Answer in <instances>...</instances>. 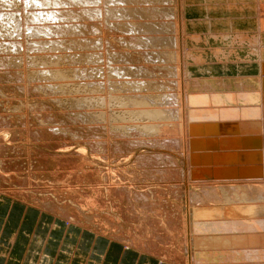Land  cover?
<instances>
[{"label": "bare ground", "instance_id": "obj_1", "mask_svg": "<svg viewBox=\"0 0 264 264\" xmlns=\"http://www.w3.org/2000/svg\"><path fill=\"white\" fill-rule=\"evenodd\" d=\"M2 1L3 3L6 1L7 4L11 0ZM22 1L25 2L26 7L29 6L27 7V23H21L20 17H14L13 11H9L8 14L3 13L2 10L0 21L3 22L5 19L4 24L9 30L8 35L12 34L11 28L17 36L31 35L33 39L29 42L30 45L26 46L28 50L36 51V59L29 57L27 60L30 61L29 64L34 65L37 64L38 59V61L42 59V63L38 64H41L43 69L39 66L37 68L40 79L45 77L44 79L54 82L53 86L52 83L49 84L54 92L61 90L68 92L67 94L71 91L78 92L76 106L82 110L75 112L77 116L84 121L110 123V126L107 125L111 129L110 134L115 135L113 137L120 139L121 142L120 144L115 142L119 147H116L119 153L132 154L138 148H144L151 153L135 155L138 163L145 159V155L166 166L167 163H171L169 168L165 167L169 169L170 176L165 181L167 187L173 188L172 193L168 190L171 195L181 201L182 217L179 218L175 227L182 244L179 245L178 250L173 248V239L178 237H174L172 232L166 236L160 233V230L142 231L144 220H150L149 225L153 223L152 220L161 225L160 215H158L161 213L158 210L161 201L159 203L156 201L158 198L156 199L154 188H152L154 186L148 180V183L144 181L134 185L137 189L142 186L146 191L141 189V192L134 193L135 204L122 209L130 210L129 213L124 214V211H121L122 218L115 220L112 218L114 213H111V216L108 215L110 218L100 224L94 221L93 217L90 220L88 216L82 219L75 215L77 213L69 216L66 209L55 210L46 203L14 196L15 194L10 191L0 193V201L6 197L24 201L54 215L68 226H80L82 229L94 231L97 237L111 240L110 243L118 245L119 249H136L149 255L154 259L152 264H264V0H68L67 2L76 3V5L77 3H81L82 6L87 5L88 8L81 9V14L84 13L91 19L99 21V25H104L106 29H111L114 33L115 30L118 32L115 33L117 35H110L109 40L107 36L102 35V31L97 27L99 25H89L92 38L90 41H88L89 38L87 41L84 39V44L76 40L78 45L76 44L75 47L83 48L82 46L86 44L84 47H91V51L89 50L90 53L87 55L79 53L75 56L67 55L68 49V53H56L67 47L73 48L70 42V46L66 47L60 36L59 41L49 38L51 35L66 34L70 26L72 28L69 33L73 35L74 23L72 25L69 23L70 28L59 24V20L76 15L72 14L70 9L69 12L64 9L63 6L67 4L65 0ZM55 20L58 23H52ZM83 26L82 28H86ZM76 30L74 33L77 32ZM11 43L15 48L21 46H18V42L15 41ZM66 44H68L67 41ZM49 48L56 54L37 55V51L46 53L44 50L50 51ZM117 49L122 50L117 52ZM81 60L90 61L91 66L89 67L87 62L88 67L83 68L84 65L79 69L69 67L73 62L76 65ZM69 62L72 63L69 64ZM81 63L84 62L81 61ZM88 76L91 77L92 82L89 84L79 82L82 77ZM100 105L107 107L109 112L105 108L100 111L90 109ZM110 113H118V117L109 118ZM36 118L45 124L49 122L46 116ZM2 121H4L3 118ZM54 129L59 130L53 127ZM71 134V138H74V134ZM218 137L220 139L216 141ZM214 142L239 149L226 152L191 149V146H207ZM97 144L100 146L99 143ZM130 148H132L131 151H129ZM164 149H168L170 153L164 152ZM177 150H181L183 156L186 155L185 177H183V171H179L180 168L177 169L178 162L172 156ZM219 162L221 164L247 163L249 165L243 168V171H246L248 175L251 172L253 174L246 175L245 179H242L243 177L223 180L208 178L209 174L216 172L214 165ZM200 164H212L206 167L210 170L209 174L201 169ZM108 170L104 171L107 173ZM216 170L221 172L218 168ZM97 172L95 170L96 174ZM254 174L256 176H253ZM121 178L119 177V180ZM108 190L121 198L129 199L131 195L125 184L112 183L106 187L105 191ZM145 192L146 194L148 192L149 196H146ZM93 193L95 194V191ZM98 194L96 193V196ZM109 195L110 197L107 195L108 201L112 196ZM105 196L104 199L107 198ZM111 200L114 201L112 198ZM164 202L166 203L165 200ZM78 203L80 205V202ZM165 203L161 207L163 211ZM116 204L115 202L112 205ZM139 205L142 206L143 211L138 208ZM100 210L102 211V208ZM77 212H80L79 209ZM80 214L82 216V212ZM156 215L159 218H155ZM239 244L246 246L241 247ZM253 245L256 247L254 248Z\"/></svg>", "mask_w": 264, "mask_h": 264}, {"label": "rangeland", "instance_id": "obj_2", "mask_svg": "<svg viewBox=\"0 0 264 264\" xmlns=\"http://www.w3.org/2000/svg\"><path fill=\"white\" fill-rule=\"evenodd\" d=\"M11 1H12V3H11ZM11 1H10V3L6 4V1H4V3H3V1L0 0V11L2 10L3 13H8L9 11H11V12L13 11L14 17H16V18L20 17L19 19H21V23L22 22L24 24L27 23V21H26V20H28V17H27L28 8L27 7H29V6L26 7L25 2H23L22 0H17V1L11 0ZM67 1L68 0H65V2L67 4L66 5L63 4L65 6H63V5L62 6L64 7L65 10L67 9L66 11L69 12V9H70V12L72 11L73 13L72 12L71 13L76 14V15L75 16L73 15L72 18L67 17V18H63L64 20L63 19L59 20L60 21L59 24L60 25L63 24V26L66 25V26H68V28H70V27L72 28V26H70V25H72L74 23L73 24L74 32L77 29L76 31L79 33H77V32L74 33L72 31L73 35H70V33H71V31H70L71 28H70L67 31L68 33L70 32L69 34H67V32H66V34L64 33L62 36H61V34L60 35L56 34L55 36L54 35L49 36V38L50 39L52 38V40L55 39V40L59 41L58 39L61 37L60 39L63 38L62 40H64L63 43L66 47H67V45H69V42H70V45L73 46V48L67 47V48L63 49L64 51L58 50V52L56 51L57 54L58 53L63 54V52L68 53V51H67V49H68L69 53L67 55L71 54L73 56V54H74V56H75V55H78L79 53L80 54L83 53V54L87 55L88 53H90L91 47L85 48L84 47L86 45L85 44L84 46H82L84 48V50H82L83 48H80V47L78 48V46L75 47L77 44L75 41L80 40L83 43V40L85 39L87 41L88 38H89L88 41H90V38H92L93 35L90 32L89 25H99L98 23H100V22L97 20L91 19L89 16L85 15L84 13H83L84 15L81 14L82 12L80 13V11H82L81 9H83V7L85 9L88 8L87 5L82 6L81 3H80L81 5L78 3L76 5V3H70ZM65 2H63V3H65ZM36 7L37 6H35V8ZM35 8H33V9H35ZM74 9H76V10H74ZM77 9H79V10H77ZM72 14H71V16H72ZM74 17H75V19L73 20ZM71 19H72V21H71ZM4 22H6L5 19L3 22L0 21V159H1L0 164H2V165H0V174H1L0 175V193H2L4 191H6V193H7L10 191L11 193L13 192V194H15L14 196H18L20 198L21 197L22 198H29V200H35L38 203H46L49 207H53L55 210L56 209L57 210L66 209V210H68V212H70V213L66 212L67 214H69V216H73L72 213H74V214L77 213L75 215H78L79 218H82V219H84L85 216H88L87 218L89 220L91 217H93L94 219L93 218H91V219H93L94 221L96 220L98 222V224H100V223H102V221L105 222L107 220V218H110V216L113 213H114V217H112V218L114 220L122 218L120 213H121V211L125 210V209L124 210H122V209L123 208L127 209L128 206H132V204H135L134 199H133L134 193L141 192V191H143V189L146 191V189L144 187L140 186L141 188L137 189V188H135L134 185H137L140 182L142 183L144 181L146 183L149 182L152 184V186H154L152 188H154L156 199L158 198L156 201L158 203L161 201V203H160L161 205L159 206L160 208L158 209L161 211V213L158 214V215H160L161 225H158L157 221H155V220H152L153 223L151 222V224L149 225L148 222L150 220H144V222L142 221V227L144 228L142 231H145L146 229H150V230L155 229L156 231L160 230L159 232L164 233L163 235H166V236L168 233L172 232L171 234L174 237L175 236L178 237V238L173 239L174 244L172 243L173 244L172 246H173V248H176L178 250L179 249L178 247L180 244H182V242H180V240H181L180 236H178L176 234L177 228L175 226L177 225V221L179 220V218L182 217V213H180L181 212V209H180L181 201L178 200V198L171 195V193L173 192V188L167 187L166 186L167 182L165 181L166 178L170 177L169 173H168V170H169L168 166H170L171 163H167V166H166V165H163L164 163L155 162L154 159H151L150 157H148L146 155H145V159L142 160L141 163H138V161H136L135 159L137 158L136 156H138L139 153H151L150 150L144 149V148H138L132 154H130V152L128 154H127V152H122V154H121V152L119 153V151H118L119 147L117 146V144H115V142H117L118 144H120L121 142H120V139L113 137L115 135L112 136L110 134V132H111V129L109 127L110 123L102 121V122H100L101 124H99L96 121H88V120L84 121L83 119L80 118V116L78 117L75 112L82 110V109H80V107L76 106L77 103L75 101L76 98H79L78 97L79 93L78 92L76 93V91L75 92L71 91L69 94H67L68 92L65 93L63 90H61L63 92H61V91H55L54 92L53 88H51V85H49L52 83V86H53L54 82L50 81L49 79H44L45 77L40 79V77L37 75L38 70H39L37 68L41 67V64L39 65L38 63H42L41 62L42 59L40 61H38L39 59L37 60L36 63L38 65L37 64H34V65L29 64L30 61L28 62V60H27V59H29V57L33 60L36 59V51L28 50L29 48H27L28 46H26L27 44H29L30 41H32L33 38L30 37L31 35L30 36L29 35L17 36L14 34V29H12V28H11L12 34L8 35L7 31H9V30H8V28H5L7 25H5ZM30 23L31 22H29V24ZM52 23H58V22L55 20V21H52ZM69 23H70V25H69ZM76 23L78 25H76ZM81 24L84 25L83 27H86V28H82ZM101 25H99L97 27L100 28V31H102V35L107 36V38L109 40L111 39L110 35H117V34H115V33H118L116 30L114 33L113 30L106 29V27H104V25H102V26ZM12 30H13V32H12ZM80 31H81V33H80ZM77 34H80V35L78 36ZM72 36H74V37H72ZM22 37H23V39H22ZM54 37H56V38H54ZM83 37H85V38H83ZM44 39H47V38H44ZM19 40L21 42H19ZM11 41L18 42V46L21 45L20 47H22V48L20 49V47L19 48L12 47ZM66 41L68 44H66ZM8 42H9V44H8ZM21 43H23V44H21ZM121 50L122 49H117V52H121ZM44 51L46 53H44L43 51L42 52L37 51V55L42 54L40 56H53L56 54V53H54L55 51L53 52V49H50V51H52L53 53L50 52L48 49H46ZM77 51H78V53H77ZM111 51L115 52L114 50H111ZM73 52H75L76 54ZM32 55L33 56L35 55V57L33 58ZM81 61L86 63V64L81 63ZM81 61H79L80 63L79 62L76 63V65H78V63L80 64L77 67L74 64L75 62H73V63L69 62V64L70 63L74 64L73 66H72V64H70V65L68 64V65H69V67L71 66L73 68L79 69V68H81L82 65H84V66H82L84 68V67H88V64L91 63L90 61L89 62L87 61L88 64H87V62H85L83 60H81ZM33 66H34V68H32ZM90 66H91V64H89V67ZM31 69L32 70L34 69V70L32 71ZM41 69H43V68L41 67ZM38 74H40V73H38ZM90 78H89V76L86 78L82 77L81 78L82 80L79 82L80 83L86 82L87 84H89L90 82H92V80ZM88 80H89V82H87ZM49 87H50V89H49ZM73 92L75 94H73ZM62 93H64V94H62ZM80 95H82V94H80ZM58 99H59V102H57ZM100 106H101V108H100ZM100 106H98V107L95 106V108L91 107L90 109L100 111V110H103L105 108L104 105H100ZM85 108H89V107H85ZM106 110H108V109H106ZM108 112H109V110H108ZM35 114H36V116H35ZM75 114L77 117L75 116ZM111 114L112 113H110V115ZM113 114H115V115L113 116ZM113 114L111 115V117H110V115H108L109 118H112L115 116H116L115 118L118 117V115H117L118 113L117 114L113 113ZM49 115H51V117ZM45 116H46V119L51 123L48 122V124L47 123L45 124V123L40 122V120L38 118H36V117L45 118ZM1 117L3 118L4 121H2ZM5 119H7V120H5ZM109 121H111V120H109ZM123 121H125V120L123 119ZM2 124H4V125H2ZM97 125H98V127H97ZM107 125H109V126H107ZM53 127L58 128L59 129L58 131H60V133H62V134H60L57 131V129L53 130ZM55 131H57V132H55ZM64 131H65V133H64ZM68 131H70V133H68ZM52 132H53V134H52ZM71 133L74 134V138L72 137L73 139L71 138V136H72ZM90 136H92L93 138ZM97 136H98V138H96ZM90 141H92V143ZM87 143H89V144H87ZM94 143H96V144H94ZM97 143H99L100 146H98ZM96 146L98 147V149ZM101 146H103V147L101 148ZM116 147H118V148H116ZM89 148H90V150H89ZM99 148H101V149H99ZM123 150H126V149H123ZM131 150H132V148L129 149V151H131ZM164 150H165L164 152L170 153V151H168V149H164ZM181 150H179V151L177 150V152H173L174 155L172 154V156H173V159L178 162L177 169L180 168L178 170L183 171V177H185L184 171H185L186 155L183 156V152ZM155 151H158V150H155ZM189 151H190V149H189ZM109 152H110V154H109ZM161 153L164 154L163 152H161ZM117 155H119V156H117ZM124 155L125 156L129 155V156H127L128 158L127 157L125 158ZM104 157H106L107 159L106 158L104 159ZM124 158H125V161H124ZM102 160H104V161L106 160V161L104 162ZM67 161H68V163H67ZM99 164L102 165V167H99L100 166ZM137 164H138V166H137ZM160 165H162L163 167ZM133 166H135V167H133ZM165 167H168V168H165ZM123 168H124V170H123ZM18 169H20V170H18ZM111 169H112V172H110ZM158 169H159V171H158ZM91 170H92L93 174H92ZM95 170L98 171L97 174H99L101 178L99 177V175H97L95 173ZM104 170L105 171L108 170L107 173ZM163 170H166V171L163 172ZM79 171H80V174H79ZM89 171L91 172V174ZM135 171H136V173H135ZM146 171H147V173H146ZM76 173H77V175H76ZM124 175H127V176L125 177ZM132 175H133V177H132ZM134 175H137V176H134ZM92 176H93V178H92ZM117 176H118V178H116ZM128 176L131 178H129ZM150 176L152 178L153 177L154 178L151 179ZM165 176H167V177H165ZM119 177H122L121 178L122 180L120 179L121 181L119 180ZM73 178H75V179H73ZM109 179H111V180H109ZM94 180H95V182H94ZM124 180H126V182ZM147 180H148V182H147ZM221 180H223V179H221ZM99 181H101L103 184L100 183ZM132 181H134V182H132ZM111 182L112 183H118L121 185L125 184V186L127 187V190H129L128 192L129 193L131 192L130 198L129 199L128 198L126 199L125 197L121 198V197H119L118 194H115L114 192H110L109 190L105 191L106 187L108 185L109 186L112 185ZM99 185L100 186L102 185V186L100 187ZM132 186H134V187H132ZM92 189H93V191H92ZM19 190H20V192H19ZM94 191H95V194L93 193ZM160 191H162V192H160ZM69 192H71V193H69ZM84 192H86V193H84ZM98 192H102V194H98ZM105 192L109 197H110L109 194L112 195L111 198L117 203L115 206H113L115 202L112 201L111 198H110L111 203H110V201H108L109 198L107 197ZM20 193H21V195H20ZM24 193H26V194H24ZM83 193H84V195H83ZM96 193L98 194L97 196H96ZM147 194L145 192V195L149 196L148 192H147ZM159 194H160V196H159ZM161 194H162V196H161ZM99 195L103 197L102 198L103 200L106 199L107 201L106 200L103 201ZM98 196H99V199H98ZM104 196L107 198L104 199ZM115 197H117V199ZM40 198L43 199L44 201L41 200ZM70 198H71V200H70ZM86 198H87V201H86ZM173 198H175V199H173ZM56 199H57V201H56ZM122 199L124 201H122ZM118 200H119V202H117ZM131 200H132V202H131ZM164 200L166 201V203L164 202ZM48 201H50V202H48ZM22 202L25 204H28L24 201H22ZM78 202H80V205ZM106 202H109V203H106ZM122 202H124V203H122ZM91 203H93V204H91ZM163 203H165L164 207H163L164 211L161 208ZM55 204H56V206H54ZM61 204H62V207H60ZM73 204H75V206H73ZM77 204H78V206H77ZM98 204H100V205H98ZM28 205H31V204H28ZM104 205H106L107 207L109 206L111 208H107ZM97 206H98V208H95ZM100 206H102V207H100ZM116 206H118V207H116ZM34 207H36V206H34ZM78 207H80V208H78ZM115 207L117 209L119 208L121 210H119V209L117 210V209H115ZM36 208H38V207H36ZM70 208H72V209L70 210ZM77 208L79 209L80 212H82V216H81L80 212H77V210H78ZM101 208H102L103 212L100 210ZM138 208L141 211H143V209H141L142 206L139 205ZM38 209H40V208H38ZM118 211H120L119 214H117ZM129 211L130 210L124 211L123 213L124 214H125V212L129 213ZM140 214H142V213L140 212ZM108 215H110V216H108ZM158 215H156L155 218H159ZM174 216H176V217H174ZM155 222L157 225L155 224ZM243 245L244 244H241L240 246L241 247L246 246V245L245 246H243ZM255 247L256 246H254V248Z\"/></svg>", "mask_w": 264, "mask_h": 264}, {"label": "crops", "instance_id": "obj_3", "mask_svg": "<svg viewBox=\"0 0 264 264\" xmlns=\"http://www.w3.org/2000/svg\"><path fill=\"white\" fill-rule=\"evenodd\" d=\"M110 241L97 237L92 230L68 226L54 215L20 200L6 197L0 201V264H152L154 261L136 249H119Z\"/></svg>", "mask_w": 264, "mask_h": 264}, {"label": "water", "instance_id": "obj_4", "mask_svg": "<svg viewBox=\"0 0 264 264\" xmlns=\"http://www.w3.org/2000/svg\"><path fill=\"white\" fill-rule=\"evenodd\" d=\"M218 141L220 139V137L216 138ZM192 150H197V151H212V152H226V151H231V150H236L239 149L238 147L235 146H226L225 144H218L217 142L214 144L210 143L207 146H203V145H197V146H191ZM240 148H245L243 146H240ZM255 164V163H254ZM212 164H203L201 166V169L203 171L206 172V174H209L208 169H206L207 166H211ZM249 164L247 163H225V164H221V162H219L218 164L214 165L215 168V173H211L208 175V178H213V179H229V178H242L245 179L247 178V176H252V172L250 173V175L246 174V171H243V168H246ZM251 167V166H250ZM219 169L221 172L217 171L216 169ZM250 171V170H248ZM217 172L219 174H217ZM247 175V176H246ZM253 176H256V174H254Z\"/></svg>", "mask_w": 264, "mask_h": 264}]
</instances>
